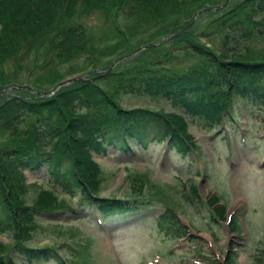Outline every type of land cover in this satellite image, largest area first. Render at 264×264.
Listing matches in <instances>:
<instances>
[{
    "label": "rangeland",
    "instance_id": "374dc122",
    "mask_svg": "<svg viewBox=\"0 0 264 264\" xmlns=\"http://www.w3.org/2000/svg\"><path fill=\"white\" fill-rule=\"evenodd\" d=\"M146 3L149 5H136V0L60 1V10L50 9L53 16H47L48 22L14 46L8 44L10 37L0 25V151L21 141L34 125L31 119H13L10 105L15 100H56L52 105L61 103L63 117L70 122L88 113L80 105L70 108L75 95L79 97L77 92L87 87L88 99H96L90 83L101 82L112 92L120 77L139 82L141 76L170 70L187 73L208 66L192 45L227 55L247 48L255 57L264 56V10L260 9L264 0ZM128 7H138L142 17H123ZM249 7L255 10L245 9ZM241 20L247 26L233 29ZM70 23L83 35L65 37V26ZM256 24L260 29L249 33ZM142 46L146 47L139 49ZM85 68L92 72H81ZM74 75H82V79L66 82L50 93L57 81ZM9 82L31 87L16 90ZM42 90L47 95L40 94ZM121 96L127 109L149 106L174 113L165 97L159 100L139 90ZM225 120L224 126L214 130H203L186 120L188 141L197 143L195 151L177 152L165 141H153L147 147L133 145L132 152L110 148L107 156L93 154L87 170L100 174L102 195L137 197L142 205L129 214L113 212V218L104 224L92 206L80 207L78 197L67 196L49 182L51 176L43 168L26 169L32 184L18 194L14 206L37 211L64 204L78 207V212L44 217L32 211L37 227L30 233L28 223L33 216L31 211L23 212L22 228L0 234V264H15L14 260L60 264L52 257L29 260L13 253L20 238L32 237L27 243L30 247H57L66 255V264H264V108L237 96ZM241 135L246 139L241 140ZM69 137H56L55 141H71ZM235 139L240 143V155ZM213 199L226 210L220 221L212 211ZM71 240L75 244L67 253Z\"/></svg>",
    "mask_w": 264,
    "mask_h": 264
},
{
    "label": "trees",
    "instance_id": "16d2710c",
    "mask_svg": "<svg viewBox=\"0 0 264 264\" xmlns=\"http://www.w3.org/2000/svg\"><path fill=\"white\" fill-rule=\"evenodd\" d=\"M60 1L70 2V0H0V25L5 36L10 37L7 40L8 44L18 45V39L33 35L34 31L49 21L48 15L53 16L50 9L60 10L58 6ZM143 1L146 3L158 0H136V5L138 3L144 6L149 5ZM133 8H126L122 14L123 17L133 18L136 14L141 16L139 8ZM245 9L252 12L255 10L250 7ZM260 9L264 10V7ZM247 14H249L248 11ZM249 20L254 22L251 16ZM52 22L50 21L49 24ZM240 22L241 25L234 26L233 29L247 26L244 20ZM256 29H260L257 24L248 32ZM58 35L55 36L57 41ZM72 35L82 36L83 34L74 23L66 24L64 36L72 37ZM192 48L196 52L199 51L201 59H204V63L207 62L208 66L202 67L200 64L202 68L193 69L187 73H171L170 70L158 75L141 76L142 79L139 78V82H135L136 78L124 79L126 82L120 80V77L117 81L118 86L112 92L108 91V85L101 82L90 83L88 87L95 91L96 99H88L85 94L87 87L82 92H77L79 97L75 95V101L70 108L75 109L80 105L81 111L87 108L88 113L85 112V117H76L70 122L63 117L61 103L52 105L56 100L50 102L37 99H28L27 102L15 100L14 105H10L13 110L11 111L13 119H31L34 125L25 132L21 141L12 146H6L0 151V233L8 229L22 228L23 212L26 211H31L30 214L33 216L28 223L29 233L37 227L36 213L42 216H56L59 213L67 214L69 211L76 212L64 204L37 211L34 208L24 210L21 206H14L18 194L25 193L29 187L27 175L24 172L26 169L35 170L43 167L50 174L49 178L53 184L58 185L62 193L78 197L81 203L95 205L101 213L102 211L108 213L113 208L122 210L128 207L127 203L100 196V174L97 176L95 172L87 170V163L94 161L93 154L106 153L110 146L116 151L130 152L132 142L142 147L148 142L163 139H167L172 146H176L179 152H184L188 150L189 146L186 143L191 138L185 130L188 117L193 119L194 123L197 122L200 127L215 128L223 121L224 114L230 110L229 107L237 95L251 98L257 105L264 108V56L255 57L247 48L228 55L212 52L209 48L200 50L197 45H192ZM88 69L85 68L81 72ZM113 76L117 75L113 74ZM9 83L13 84L16 90L24 89L16 82ZM129 90L134 92L139 90L157 99L165 97L164 99L171 102L174 113L155 112L143 107L126 109L120 99H122L121 95ZM181 110L186 114H183ZM181 115H184L186 119H183ZM64 124L69 128H63ZM150 133L154 134L151 139H149ZM67 134L71 141L63 143L55 141ZM94 164L99 168L97 162ZM134 202L140 207L137 205L138 201ZM15 203L18 204L17 201ZM210 203L215 217L224 218L225 208L217 207L219 201L213 199ZM32 238H20L14 245L15 252L23 253L30 259L53 257L60 264H65L53 247L47 250L46 248H26V244ZM73 244H75L73 240L68 243L70 248L67 253L71 252ZM14 263L20 264L19 260H14Z\"/></svg>",
    "mask_w": 264,
    "mask_h": 264
},
{
    "label": "water",
    "instance_id": "95a60500",
    "mask_svg": "<svg viewBox=\"0 0 264 264\" xmlns=\"http://www.w3.org/2000/svg\"><path fill=\"white\" fill-rule=\"evenodd\" d=\"M64 83V82H63ZM63 83L62 84H59V85H63Z\"/></svg>",
    "mask_w": 264,
    "mask_h": 264
}]
</instances>
